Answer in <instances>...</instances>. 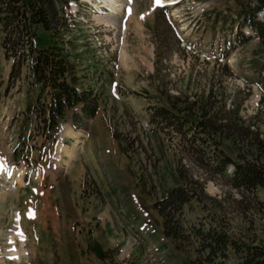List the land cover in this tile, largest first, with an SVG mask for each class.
Segmentation results:
<instances>
[{"label":"rangeland","instance_id":"374dc122","mask_svg":"<svg viewBox=\"0 0 264 264\" xmlns=\"http://www.w3.org/2000/svg\"><path fill=\"white\" fill-rule=\"evenodd\" d=\"M115 1L116 12L103 9L106 0H71L65 9L72 28L64 39L74 41L65 48L100 103L87 133L67 123L54 143L26 137L37 87L26 62L12 70L16 56L4 52L0 29V264H189L194 254L161 237L153 209L166 189L182 185L179 175L202 193L184 208L185 225L214 217L238 243L264 247V186L243 195L229 185L232 170L216 173L199 152L206 146L238 161L242 132L233 131L264 132V37L238 16L255 0ZM167 2L169 13L158 11ZM35 28L36 45H46ZM167 100L191 120L205 112L196 103L226 117L234 144L202 134L206 145L195 141L199 128L179 134L156 126L151 113ZM144 226L162 249L144 247Z\"/></svg>","mask_w":264,"mask_h":264},{"label":"trees","instance_id":"16d2710c","mask_svg":"<svg viewBox=\"0 0 264 264\" xmlns=\"http://www.w3.org/2000/svg\"><path fill=\"white\" fill-rule=\"evenodd\" d=\"M67 1L0 0L1 46L10 57L16 56L13 58L12 70L26 62L28 78L37 87L35 100L25 112L30 119L26 137L35 135L45 140L55 138L60 125L66 121L67 112H71L72 120L78 127L85 128L89 120L96 118L99 110V95L85 85L86 76H79V65L70 58L73 56L71 51L65 48L66 44L74 43L73 40L64 39L72 28L65 15ZM263 8L264 0H255L253 6L238 13L239 17L244 15L242 23L247 22L262 38L264 21L258 20L256 13ZM37 25L49 38L46 45H36ZM20 49L23 53H19ZM209 96L212 97L211 94ZM167 103L168 107L157 106L151 113L152 123L160 128L170 126L179 134L183 130L193 134L199 128V138L193 140H200L205 145L201 134L212 141L225 138L233 143L235 139L231 134L235 132L237 137L242 132L244 148H238V161L228 157L219 158L216 150L207 153L206 146L199 150L200 155L204 156L201 160L207 166L216 163L218 169L215 172L224 176L226 168L232 165L229 185L243 195H253L259 187L264 186V132L251 130V125H242L240 132L237 129L231 133L230 120H226V117L217 119L204 106L194 105L196 109L205 110L204 113L197 112L196 116L200 120L196 121L191 120L190 115H183L185 110L177 108L170 100ZM178 111L182 115H176ZM113 137L126 155L127 148L122 147L118 135L115 133ZM179 179L182 185L166 189L162 198L153 203V209L160 218L162 234L173 241L177 250L194 254L189 264H264L263 246L238 243L229 237L214 217L205 216L185 225L184 208L190 202L202 199V193L196 190L198 184L192 179L188 180L182 175H179ZM230 253L234 255L233 262L229 261Z\"/></svg>","mask_w":264,"mask_h":264},{"label":"bare ground","instance_id":"6f19581e","mask_svg":"<svg viewBox=\"0 0 264 264\" xmlns=\"http://www.w3.org/2000/svg\"><path fill=\"white\" fill-rule=\"evenodd\" d=\"M117 3V1H115V0H106V2H105V7H107V8H110L113 12H116L117 11V9L116 8H119L117 5L118 4H116ZM104 7V6H103ZM77 140H76V143H78V141H79V136H77L76 135V137H75ZM75 153H76V150H75V152H72L71 154H70V162L71 161H73L74 159H75ZM20 239H21V241H22V243L24 242V237H22V236H20Z\"/></svg>","mask_w":264,"mask_h":264},{"label":"clouds","instance_id":"9594fccd","mask_svg":"<svg viewBox=\"0 0 264 264\" xmlns=\"http://www.w3.org/2000/svg\"><path fill=\"white\" fill-rule=\"evenodd\" d=\"M228 169L231 171L233 169V166L232 165H229L228 166Z\"/></svg>","mask_w":264,"mask_h":264},{"label":"snow or ice","instance_id":"6c2138e0","mask_svg":"<svg viewBox=\"0 0 264 264\" xmlns=\"http://www.w3.org/2000/svg\"><path fill=\"white\" fill-rule=\"evenodd\" d=\"M160 2V0H157V3H159Z\"/></svg>","mask_w":264,"mask_h":264},{"label":"crops","instance_id":"0c3cea01","mask_svg":"<svg viewBox=\"0 0 264 264\" xmlns=\"http://www.w3.org/2000/svg\"><path fill=\"white\" fill-rule=\"evenodd\" d=\"M158 237V236H157ZM161 244H163L162 242H160Z\"/></svg>","mask_w":264,"mask_h":264}]
</instances>
